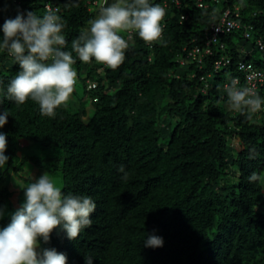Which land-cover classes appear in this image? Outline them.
Returning a JSON list of instances; mask_svg holds the SVG:
<instances>
[{"label": "trees", "instance_id": "1", "mask_svg": "<svg viewBox=\"0 0 264 264\" xmlns=\"http://www.w3.org/2000/svg\"><path fill=\"white\" fill-rule=\"evenodd\" d=\"M20 1L38 15L47 2L60 7L66 51L107 6L105 0ZM204 1L206 8L198 0H150L166 9L163 42L124 34L129 48L115 70L77 58L76 85L84 80L91 106L64 104L54 117L41 115L31 99L17 105L7 98L19 66L0 50V114L9 112L0 128L9 158L0 167V229L25 202L20 187L46 172L65 193L96 204L91 226L75 240L57 228L48 243L41 241L42 249L65 254L67 264H86L89 256L92 264H264V113L232 110L226 81H219L223 66L215 67L217 59H230L224 69L241 83V60L264 69L256 42L264 38V0ZM236 6L243 24L254 26L252 37L244 27L222 33L202 63L188 59L194 45H204L211 22ZM18 11L15 0H0V35ZM89 79L97 88L89 90ZM254 171L260 180L250 183ZM153 234L162 247L144 246Z\"/></svg>", "mask_w": 264, "mask_h": 264}, {"label": "clouds", "instance_id": "2", "mask_svg": "<svg viewBox=\"0 0 264 264\" xmlns=\"http://www.w3.org/2000/svg\"><path fill=\"white\" fill-rule=\"evenodd\" d=\"M105 4L107 6H101L98 14L87 22L88 27L72 40L71 51L64 50L66 25L51 9L38 15L34 11L26 13L24 8L23 13L18 8L20 12L15 18L6 19L2 25L0 50H6L19 66L7 86V98L17 105L31 99L39 106L41 115L54 117L56 109L66 104L74 91L77 71L73 65L77 58L83 63L94 60L115 70L124 62L129 48L124 34L135 32L148 44L163 42L162 21L166 9L159 4L150 0H114L111 4L105 0ZM87 81L89 90L97 88V81ZM92 82L97 86L89 87ZM225 91L232 110L264 113L261 109L264 93L259 96L251 88L241 87L238 78L226 82ZM8 116L7 110L0 114V128L7 123ZM6 148L7 134L0 132V167L9 159L5 155ZM119 171L124 174L122 179L127 180L123 165ZM248 180L257 182L260 176L254 171ZM20 188L25 202L12 215L11 222L0 229V264H67L65 254L54 248L42 249L41 241L48 243L57 228L65 231L69 240H75L82 229L91 226V215L96 209L94 200L87 195L65 193L46 172L27 187ZM2 216L0 210V218ZM163 243L161 237L153 234L144 241V246L159 248ZM85 260L86 264H92V257Z\"/></svg>", "mask_w": 264, "mask_h": 264}, {"label": "built area", "instance_id": "3", "mask_svg": "<svg viewBox=\"0 0 264 264\" xmlns=\"http://www.w3.org/2000/svg\"><path fill=\"white\" fill-rule=\"evenodd\" d=\"M177 3H180V0H175ZM220 1V0H216ZM18 4L19 10L24 13V9L22 7L20 0H15ZM198 5L200 7H208L209 4L204 0H198ZM46 10H53L58 13L59 8L50 2H47ZM188 15L183 14L182 19H187ZM242 14L241 8L236 6L234 8L227 7L223 13L221 14L218 20H214L211 22V33L206 36L204 45H194L192 49L188 51V59L195 61L196 63L200 64L203 61V56L211 55L214 53L213 46L219 44L220 34L231 32L233 30L240 29L242 27L245 28V35L247 37H251V30H253L254 26L252 24L244 25L242 22ZM129 38H131V33H129ZM257 45L264 49V38L262 36H258L256 39ZM221 46H224V43H221ZM187 50V47L185 48ZM186 59H181V63L185 64ZM230 62V59L222 57L215 61V67L218 69L221 66H226ZM239 70L244 72V83H241V79L239 77H234L239 79V83L241 87H249L257 95L261 96L264 93V69L257 67L252 61L249 60H241L238 63ZM227 85V84H226ZM97 83L92 82L89 84V87H96ZM261 109L264 110V105H262Z\"/></svg>", "mask_w": 264, "mask_h": 264}, {"label": "rangeland", "instance_id": "4", "mask_svg": "<svg viewBox=\"0 0 264 264\" xmlns=\"http://www.w3.org/2000/svg\"><path fill=\"white\" fill-rule=\"evenodd\" d=\"M101 1H104V0H101ZM258 34V32H257ZM3 35H0V39H2ZM219 81L221 83H224V81L226 82H229L231 81L232 79V76H231V71L230 70H225L224 69V66L221 68V72L219 73ZM79 78V77H78ZM83 83H84V80L81 78L79 79L77 85H76V90L77 92L75 93V91H73V93L71 94L69 100L67 101L66 104H71L73 106V108H78L80 107L81 103H88V106H91V92H86L85 89L83 88ZM225 90V89H224ZM263 178H264V175H263ZM263 182H264V179H263ZM58 182H56L57 184ZM62 184L59 182L58 184V187H61Z\"/></svg>", "mask_w": 264, "mask_h": 264}]
</instances>
